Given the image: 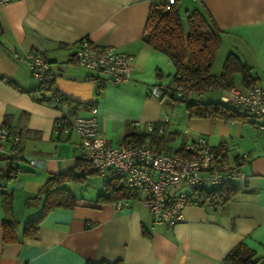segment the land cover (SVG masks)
Here are the masks:
<instances>
[{
    "label": "crops",
    "instance_id": "1",
    "mask_svg": "<svg viewBox=\"0 0 264 264\" xmlns=\"http://www.w3.org/2000/svg\"><path fill=\"white\" fill-rule=\"evenodd\" d=\"M159 1L8 0L0 6V124L21 135L22 153L18 173L9 180L5 177L9 160H0V184L12 194V217L19 223L18 239L4 242L1 221L9 214L0 196V264L116 260L122 264H220L240 241L264 255V129L249 117L191 118L186 108L178 115L170 113L172 118L165 107L177 103L150 94L151 86H167L175 73L169 58L143 39L148 10ZM176 5L182 19L187 11L197 9L219 30L218 51L225 50L219 60L221 69L226 55L233 52L251 67L254 83L264 85V0H178ZM82 38L130 54L131 80L96 94L94 83L87 79L92 71L67 63ZM31 50L40 51L50 62L54 86L65 98L96 105L99 129L112 143L123 144L130 128L142 132L145 122L168 119L165 132H176V138L187 141L200 134L210 145L231 154L247 153L243 164L247 183L238 184L236 194L226 202L187 203L184 220L166 226L154 222L136 198L124 199L120 206L97 200L107 176L93 182L86 175L82 182L65 183L75 197L73 206H55L33 238L22 237L23 223L39 213L42 198L37 204L26 205V200L40 192L49 175L74 168L82 158L75 146L78 136L54 130L60 110L40 101L39 82L24 60ZM221 69L210 72L219 74ZM233 84L244 90L252 85L244 86L239 74L234 75ZM32 159L37 163L31 164Z\"/></svg>",
    "mask_w": 264,
    "mask_h": 264
},
{
    "label": "built area",
    "instance_id": "2",
    "mask_svg": "<svg viewBox=\"0 0 264 264\" xmlns=\"http://www.w3.org/2000/svg\"><path fill=\"white\" fill-rule=\"evenodd\" d=\"M8 0H0V6ZM178 0H160L165 8ZM31 75L39 82L40 101L59 109L55 131L73 132L78 136L75 146L89 168L102 176L119 174L131 198L151 213L154 222L173 226L184 220L183 207L199 201V193L213 188H236L246 184L248 175L243 169L247 153L231 154L224 147L210 145L203 135L190 136L182 152L166 151L147 143L114 144L100 131L98 110L94 103L76 104L65 98L54 86V73L50 62L38 50L24 56ZM67 63L77 64L92 71L87 79L99 94L107 85L128 82L132 77V56L114 46H98L82 38L69 54ZM152 96H181L178 88L153 85ZM200 93L191 94L198 99ZM219 99L231 103L251 118L253 124L264 129V85L254 83L247 89L232 84L223 89ZM168 119L145 122V131L155 127L162 132ZM136 124H139L136 122ZM21 135L14 129L0 124V154L7 155L18 165L22 161ZM31 164L37 162L32 159ZM122 200L117 201L120 206Z\"/></svg>",
    "mask_w": 264,
    "mask_h": 264
},
{
    "label": "trees",
    "instance_id": "3",
    "mask_svg": "<svg viewBox=\"0 0 264 264\" xmlns=\"http://www.w3.org/2000/svg\"><path fill=\"white\" fill-rule=\"evenodd\" d=\"M184 19L181 18L177 5L165 9L160 2L153 3L147 14L144 27L143 39L154 49L165 54L175 66L169 87L180 89L181 96L171 98L185 102V108L191 118H222L225 120H246L248 116L241 112L231 103L216 101H203L201 96L206 90L225 89L233 84L234 75L239 74L241 83L249 86L254 83L251 67L243 63L238 55L230 52L226 55L222 69L219 74L210 72L211 65L220 47L221 37L219 30L197 9L186 12ZM1 34V28H0ZM199 94L198 99H192L191 94ZM162 132L155 127L151 131L135 132L133 129L126 131L122 143H147L158 149L182 152L184 140L180 146L171 149L168 142L177 137L176 132ZM8 159L10 163L6 180L15 178L18 170L11 158L0 154V160ZM94 173L82 157L74 168L58 174H51L44 182L38 194L26 200L25 204L31 202L37 204L42 198L40 211L37 215L28 218L22 226L21 235L33 238L38 230V225L45 215L55 206L71 207L74 204V195L65 186L69 181L82 182L86 175ZM97 173V172H95ZM4 185L0 184L1 204L9 214L8 218L1 221L2 240L14 242L18 239V221L12 217V194L2 190ZM103 192L98 194L97 200L117 202L131 198L126 191L122 176L111 174L102 181ZM237 192L236 188H213L203 190L199 193L201 202L211 204L226 202ZM85 264H122L121 260L114 262L93 263L87 261ZM220 264H264V255L243 241L234 245L225 255Z\"/></svg>",
    "mask_w": 264,
    "mask_h": 264
},
{
    "label": "rangeland",
    "instance_id": "4",
    "mask_svg": "<svg viewBox=\"0 0 264 264\" xmlns=\"http://www.w3.org/2000/svg\"><path fill=\"white\" fill-rule=\"evenodd\" d=\"M225 50L222 48L220 49L218 52H217V55L211 65V69L210 71L212 73H218L219 70L221 69V62L219 61L220 60V56H222V53L224 52ZM107 89L111 88V87H118V86H115V85H107L106 86ZM205 93H203L204 95L201 96V99L203 101H216L218 100V98L220 97L221 93L218 91V90H206L204 91ZM162 101L163 102H168L169 104L171 103H177V105H175L174 107H170V106H166L165 109L167 110V112L169 113V115H171L173 113V115L175 114H181L182 110L185 108V102L183 101H179L177 99H174V98H171L169 96H163L162 97ZM182 108V109H181ZM165 110V111H166ZM171 113V114H170ZM173 115L172 118H173ZM144 130V129H143ZM113 141L116 143V139H117V136H113L112 137ZM181 140L182 138L179 137V138H176L174 140H171L168 142V145L169 147L173 150V149H176L180 146V143H181ZM8 164V163H7ZM87 178L89 180L90 178V181L93 180V182H98L102 179V176L99 174V173H90L87 175ZM89 192L91 191V188H89L88 190Z\"/></svg>",
    "mask_w": 264,
    "mask_h": 264
}]
</instances>
